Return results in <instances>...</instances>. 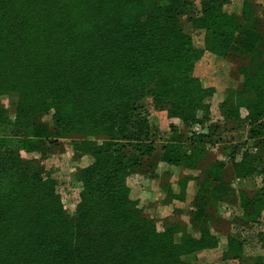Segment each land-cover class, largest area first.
Returning <instances> with one entry per match:
<instances>
[{
  "label": "trees",
  "instance_id": "1",
  "mask_svg": "<svg viewBox=\"0 0 264 264\" xmlns=\"http://www.w3.org/2000/svg\"><path fill=\"white\" fill-rule=\"evenodd\" d=\"M0 0V97L17 94L13 120L0 107V264H194L222 252L239 264H264V252L247 254V240L229 235L223 245L207 226L196 233L166 227L144 214L135 174L154 156L150 112L165 110L186 131L165 143L161 161L167 195L184 200L187 184L176 168L194 170L206 158L211 133L197 131L211 117L214 87L196 75L206 52L248 58L238 67L240 88L223 103L242 119L251 139L264 140V31L250 21L255 0ZM186 15L192 32L182 28ZM233 102V103H231ZM246 110L245 115L241 114ZM55 121L59 138L75 136L82 189L77 218L66 215L61 174L24 160L47 137L37 123ZM174 126L173 122L170 124ZM16 131V133H14ZM234 178H260L250 194L225 175L224 161H210L198 179L197 198L239 202L254 227L264 212V163L234 146ZM203 208L198 206L195 218ZM264 249V231L258 233Z\"/></svg>",
  "mask_w": 264,
  "mask_h": 264
},
{
  "label": "rangeland",
  "instance_id": "2",
  "mask_svg": "<svg viewBox=\"0 0 264 264\" xmlns=\"http://www.w3.org/2000/svg\"><path fill=\"white\" fill-rule=\"evenodd\" d=\"M204 0H193L192 7L199 10ZM233 1V0H232ZM167 0H159L161 5ZM256 13L250 21L242 23L247 26L254 24L259 32L264 31V0H255ZM241 2L235 0L228 5L231 11L239 10ZM182 28L186 32H192L193 27L186 15L180 17ZM264 48V45H263ZM248 63V58L231 52L226 56H219L206 52L198 62L195 73L205 79V82L213 86L215 91L207 98L210 105V120L203 126L197 127V131L211 133V142L208 145L206 158L201 161L194 170H183L176 168L173 174V185L179 190L178 179L185 174H191L197 179H192L187 184L184 200H176L167 195V184L162 177L155 176L154 170L163 172L165 164L161 161L162 146L179 137L186 131L184 122L181 119L171 121L165 110H154L148 103L150 112L149 120L151 126V139L155 144L154 156L149 163H143L135 174V184L140 194L141 206L145 215L160 221L166 227H178L181 230L196 233L203 225L210 228L219 237L220 242L225 245L229 235L239 236L247 240V254L256 255L264 252L258 241V233L264 231V212L257 226L251 227L241 218L239 202H220L216 200H199L197 198L198 179L206 177L205 170L210 161H224L226 165L225 175L233 181L234 187L244 189L252 194L260 186V178L238 180L234 178L233 168L229 153L234 146L240 152L248 149L254 152L256 162L264 163V140H254L249 137L248 129L242 119L227 115L223 103L232 95L234 90L240 88V77L238 67ZM17 94L10 93L0 97V107L8 112L11 120L15 117ZM233 103V102H231ZM245 109L241 114L244 116ZM173 122L174 126H170ZM37 123L47 127V137L33 143L32 151L22 148L14 152L24 160H31L46 170L61 174L63 183L61 185V196L66 215L69 218H77V204L80 200L82 182L80 178V162L75 157L72 140L75 136L59 138L56 124L47 114H42ZM16 133V131L14 132ZM4 148L0 146L2 152ZM198 206L203 208L200 218H195ZM222 252L202 256L194 264H239V261L231 254L228 258L222 259Z\"/></svg>",
  "mask_w": 264,
  "mask_h": 264
}]
</instances>
